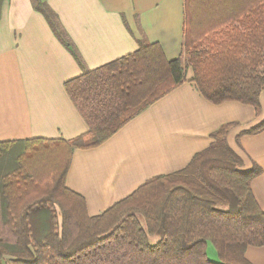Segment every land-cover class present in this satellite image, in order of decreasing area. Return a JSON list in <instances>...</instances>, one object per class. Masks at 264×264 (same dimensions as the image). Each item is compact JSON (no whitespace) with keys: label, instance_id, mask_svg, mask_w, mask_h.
<instances>
[{"label":"trees","instance_id":"trees-1","mask_svg":"<svg viewBox=\"0 0 264 264\" xmlns=\"http://www.w3.org/2000/svg\"><path fill=\"white\" fill-rule=\"evenodd\" d=\"M2 0H0L1 3ZM83 71L64 88L87 124L65 140L0 141V264H253L248 246H264V210L251 190L257 165L241 170L225 135L182 169L146 180L97 215L64 184L73 149L93 147L187 80L209 101L236 100L259 110L264 90V0H184L181 54L166 59L158 43L96 68L83 66L55 12L31 0ZM244 3V4H243ZM243 4V5H242ZM264 128V119L243 131ZM151 236H155L151 240ZM217 260L207 257V244Z\"/></svg>","mask_w":264,"mask_h":264},{"label":"crops","instance_id":"crops-1","mask_svg":"<svg viewBox=\"0 0 264 264\" xmlns=\"http://www.w3.org/2000/svg\"><path fill=\"white\" fill-rule=\"evenodd\" d=\"M41 1L57 15L66 41L85 68L135 51L141 38L158 43L168 60L181 54L184 0ZM248 1L254 0L244 3ZM228 2L231 7L240 5L238 0ZM82 71L31 0H2L0 141L68 140L84 133L87 124L64 88L65 81ZM186 75L187 80L100 144L73 149L64 184L83 197L89 215L100 214L151 177L184 168L213 141L211 133L226 123H232L225 140L241 159L239 169L260 168L251 190L264 210V128L243 133L264 119V90L256 112L252 105L236 100L209 101L189 80L190 68ZM245 257L264 264V246H248Z\"/></svg>","mask_w":264,"mask_h":264},{"label":"rangeland","instance_id":"rangeland-1","mask_svg":"<svg viewBox=\"0 0 264 264\" xmlns=\"http://www.w3.org/2000/svg\"><path fill=\"white\" fill-rule=\"evenodd\" d=\"M206 253H207V257L210 259V260H213V261H216L217 260V256L214 255L215 251H214V247L212 245H210L207 250H206ZM3 264H8V261H3Z\"/></svg>","mask_w":264,"mask_h":264}]
</instances>
